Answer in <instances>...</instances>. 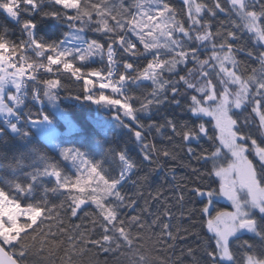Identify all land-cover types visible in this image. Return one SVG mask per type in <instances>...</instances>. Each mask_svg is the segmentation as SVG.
I'll list each match as a JSON object with an SVG mask.
<instances>
[{"label":"snow or ice","instance_id":"1","mask_svg":"<svg viewBox=\"0 0 264 264\" xmlns=\"http://www.w3.org/2000/svg\"><path fill=\"white\" fill-rule=\"evenodd\" d=\"M54 2L65 11L74 12L67 17L69 20L78 24L94 23L98 31L115 35L116 43L126 46L129 54L135 55L139 45L150 56L137 75L139 81L154 84L142 107L161 103L160 96L167 91L168 96L175 98L173 103L182 104L181 111L187 113V120L170 119L169 139L174 136L186 145L184 152L189 161L186 167L198 179L193 187L181 191H187L202 205L197 211L202 219L206 218L203 222L211 233L202 248L187 250L193 264H202L197 253H202L203 264H264V51H260L264 48V0H224V3L183 0L182 11L170 0H133L132 8L124 0ZM21 4L35 7L36 0H0V7L14 17ZM220 14L226 19H217ZM24 26L35 28L32 21L25 22ZM31 45L37 50L35 59L27 55L28 45L9 44L0 39V76L10 75L18 81L34 80L43 73L56 77L45 83L57 87L63 73L81 84L85 92L99 93L97 102L118 105L132 115L129 100L106 94L109 90L120 92L121 85L130 79L127 72L134 70L132 64H125L126 72L114 79L110 70L86 71L78 64L101 48L97 43L89 42L85 48H77L75 55L36 40ZM112 47L109 45V64L114 59ZM241 54L244 61L238 59ZM88 99L93 97L89 95ZM249 106L259 117V127L254 133L244 131L252 126L249 117L240 120L241 113ZM205 140L210 148L202 147L201 141ZM224 149L230 159L226 156L222 163H213L205 172L192 168L193 163L208 164L220 159ZM153 152L175 159L169 150L160 153L155 145L148 144L145 158L149 162ZM157 167L161 165L157 163ZM53 174L60 177L59 171ZM205 177L211 180L209 184L201 182ZM214 178L219 180L218 188L212 186L216 182ZM141 180L146 181L147 177ZM124 182L106 179L95 165L85 164L76 178L61 183V188L68 193L66 201L51 208L24 205L0 189V264H27L32 249L35 251L31 254L46 261L52 253H41L47 247V237L53 234L50 228L45 232L41 226L46 222L62 224L60 214L65 210V203L71 217H76L86 201L98 209V217L93 213L85 215L93 217V225L99 224L101 236L84 240L80 255L85 257L82 264H99L101 252L113 251V242L125 239L126 223L143 226L142 215L122 216L124 208L134 209L137 203L120 191ZM221 197L230 202L231 210H217ZM179 200L183 202L184 196ZM152 223L158 224L159 218ZM73 229L81 237L84 235L79 225H73ZM245 233H250L255 242L241 240ZM162 234V239L173 241L166 248L173 251L178 233L173 235L170 225L163 224ZM7 248L18 252L9 254ZM157 259L158 264H181L182 261V257Z\"/></svg>","mask_w":264,"mask_h":264},{"label":"trees","instance_id":"2","mask_svg":"<svg viewBox=\"0 0 264 264\" xmlns=\"http://www.w3.org/2000/svg\"><path fill=\"white\" fill-rule=\"evenodd\" d=\"M124 2L132 8L133 0ZM170 2L181 11L185 7L183 0ZM221 2L224 3V0ZM53 12L57 15L53 16ZM71 15H74L72 10L65 11L54 0H36L35 7L21 4L15 17L0 7V39L9 44L28 45L26 51L30 59H35L37 54V50L31 45L33 40L48 46L55 45L74 55L77 48L83 49L89 42L97 43L101 48L78 62L86 71H108V51L109 45H112L114 64L117 68L115 78L126 72L125 64H132L134 70L127 72L130 79L121 85L119 93L109 90L106 94L129 100L132 104V115H128V110L118 105L97 102L99 93L85 92L81 84L63 73L60 76L61 83L57 87L45 83L48 79L56 77L37 75L36 79L28 82L25 100L22 101L18 117L14 120L19 127L18 133L10 132L3 122L0 123V127L4 129L0 135V189L24 205L46 208L59 205L68 198V193L60 185L76 178L81 169L80 166L73 167L71 162L65 160L34 130V121L47 118L58 129L55 140L59 145L77 149L87 160L85 162L95 165L106 179L125 181L120 191L135 199L137 203L134 209L124 208L122 216L143 217L142 227L125 224V239L114 241L113 251L101 252L98 256L99 264L101 261L103 264H158L157 258L168 257H182L181 264H193V258L187 255V250L202 248L211 233L203 222L206 218L202 219L197 211L202 205L195 202L187 191H181L186 187H193L198 179L186 167L189 163L184 152L186 145L174 136L169 139L172 135L169 128L170 119L183 121L189 117L181 111L182 104L178 106L173 103L175 98L168 96L167 91L161 94V103L142 107L144 98L150 96L154 84L151 81H139L137 75L150 56L139 49V45L135 55L118 51L119 44L116 43L115 35L98 31L94 23L78 24L69 20L67 17ZM180 18H183V15ZM217 19L224 20L226 17L220 14ZM27 21L35 24L33 38L29 35L32 28L24 26ZM76 40L81 43H74ZM260 51H264V48ZM238 59L244 61L245 57L241 54ZM89 95L93 99H88ZM165 96L168 98L164 99ZM56 105L61 107L62 112L55 111ZM64 113L71 117L77 128L69 130ZM245 117H249L252 125L244 130L245 133L256 132L259 117L252 112L251 106L241 113L240 120L243 121ZM137 132L140 133L139 136ZM148 144L155 145L160 153L165 149L169 150L175 155V159L165 158L162 154L153 152L152 162H149L145 158ZM201 145L210 148L206 140L201 141ZM157 163L161 167H157ZM213 163H193L192 168L205 172L212 168ZM55 171H59V178L53 174ZM142 177H147V180H141ZM214 179L216 182L212 186L218 188L219 180ZM201 182L209 184L211 180L205 177ZM181 195L184 196L183 202L179 200ZM225 207L230 206L218 201L217 210ZM86 213H93L98 217V209L88 201L82 206V210H78L76 217H71L65 203V210L60 214L62 224L54 222L49 225L46 222L41 226L45 232L50 228L53 234L47 237V247L41 255H48L49 252L52 255L45 261L40 256L31 254L35 251L32 249L27 257V264H82L85 260V257L80 255L81 249L85 247L83 241L89 238L98 239L101 236L99 224L93 225V217L86 216ZM157 218L159 223L153 224ZM163 224L170 225L173 235L178 233L173 251L166 250L167 245L173 241L162 239ZM73 225L80 226V232L84 233L82 237L73 229ZM61 228L64 229L63 232ZM69 236L73 237L71 241ZM241 240L255 242L250 233L243 234ZM36 243L39 247V242ZM7 249L11 254L13 251L18 252V249ZM197 257L203 264L202 253H197Z\"/></svg>","mask_w":264,"mask_h":264},{"label":"rangeland","instance_id":"3","mask_svg":"<svg viewBox=\"0 0 264 264\" xmlns=\"http://www.w3.org/2000/svg\"><path fill=\"white\" fill-rule=\"evenodd\" d=\"M30 32H31V37L33 38L34 29L32 28ZM21 83H22V80L18 81V80L12 79L10 75L9 77L0 76V116L3 119L7 117H11V116L18 117V114H19L18 109H20L22 102L18 100L15 103H13V101L15 97H17L19 94ZM54 109L55 111L59 113L62 112V109L61 107H59V105H56ZM64 119L69 124V130H73L77 128V125L74 123V121L71 119V117L68 114L64 113ZM13 125H15V128L12 127ZM32 126L34 130L37 132V134L40 137H42L65 160L71 162L73 167L74 165L80 166V169L82 172L83 166L85 164H88V162L87 163L85 162L86 160L85 157L77 149L72 148V147H62L61 145H59V143L56 142L55 136L58 132V129L54 125V123H52L49 119L44 118L43 120L34 121ZM4 127L14 134L18 133V130H19V127L16 121L4 122ZM3 131L4 129L0 127V135L3 133ZM226 156L227 158L230 159V155H228L227 150L224 149L222 150L221 158L213 162L216 164L222 163ZM218 201L228 204L230 207L229 208L225 207V208H227L228 210H231L230 202H228L225 198H222V197L218 198Z\"/></svg>","mask_w":264,"mask_h":264},{"label":"built area","instance_id":"4","mask_svg":"<svg viewBox=\"0 0 264 264\" xmlns=\"http://www.w3.org/2000/svg\"><path fill=\"white\" fill-rule=\"evenodd\" d=\"M20 8V7H19ZM130 42H132V41H130ZM126 51V46H121V45H118V51ZM115 59H113V61H112V63L110 64V68H109V70L110 71H112L113 73H114V77L113 78H115V75H116V73H117V68L115 67ZM108 70V71H109ZM41 74H43V73H41ZM38 75H40V74H38ZM29 81H31V80H23L22 81V84H21V87H20V90H19V98L21 99V100H25V98H24V94H25V90H26V88H27V84H28V82ZM19 98H16V100L17 99H19ZM8 121V122H11V121H13L14 120V117H8V118H5V119H3L1 116H0V121Z\"/></svg>","mask_w":264,"mask_h":264},{"label":"water","instance_id":"5","mask_svg":"<svg viewBox=\"0 0 264 264\" xmlns=\"http://www.w3.org/2000/svg\"><path fill=\"white\" fill-rule=\"evenodd\" d=\"M8 252H9V250L8 249H6ZM9 254H11L10 252H9ZM14 258H16V257H14Z\"/></svg>","mask_w":264,"mask_h":264},{"label":"clouds","instance_id":"6","mask_svg":"<svg viewBox=\"0 0 264 264\" xmlns=\"http://www.w3.org/2000/svg\"><path fill=\"white\" fill-rule=\"evenodd\" d=\"M100 264H103V262L101 261Z\"/></svg>","mask_w":264,"mask_h":264}]
</instances>
